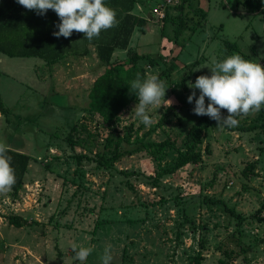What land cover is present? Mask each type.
<instances>
[{
	"label": "rangeland",
	"instance_id": "obj_1",
	"mask_svg": "<svg viewBox=\"0 0 264 264\" xmlns=\"http://www.w3.org/2000/svg\"><path fill=\"white\" fill-rule=\"evenodd\" d=\"M167 1L138 0L133 11L145 17L143 31L137 28L128 50L113 54L115 60L132 52L154 59L139 60L146 75H156L167 88L161 105L148 109L150 126L135 115L138 101L118 114L113 127L86 111L88 90L104 69L91 54L45 72L41 87L18 65L7 74L0 67L8 108L0 119V143L32 157L22 188L0 194V264H81L73 243L93 248L83 264H102L108 246L111 264H194L198 253L201 264H264V130L252 126L264 107L227 128L194 114V101L187 100L189 83L210 76L214 61L239 54L263 64L264 11H248L235 0H187L184 11L197 7L206 19L182 44V38L172 40L170 21L180 0ZM156 6L168 19L153 12ZM227 42L236 48L228 50ZM192 125L202 131L201 162L160 175L184 151ZM143 135L172 146L156 156L133 151ZM252 161L255 166L243 170ZM226 207L240 213L241 221ZM10 214L30 222L9 225Z\"/></svg>",
	"mask_w": 264,
	"mask_h": 264
},
{
	"label": "trees",
	"instance_id": "obj_2",
	"mask_svg": "<svg viewBox=\"0 0 264 264\" xmlns=\"http://www.w3.org/2000/svg\"><path fill=\"white\" fill-rule=\"evenodd\" d=\"M138 0H104L106 6L114 9L117 13L118 24L107 30L102 31L98 38H94L92 42L95 46L94 51L98 59V64L103 66V71L97 75L88 90V101L86 111L89 114H98L102 122L108 127H113V122L118 114L127 107L131 102L138 101L137 96L131 93L129 88L131 82L136 79L137 74H140L141 80L147 77L144 67L139 63V60L149 58L152 63L154 59L148 54L132 52L125 58L115 60L113 57L116 49L128 50L131 36L138 28L143 31L145 25V17L136 14L133 9ZM243 5L248 11L263 12L262 0H235ZM187 0H180L174 5V9L178 11L176 15L170 17V21L174 22L173 37L174 42L181 38L184 44L191 38L192 32L203 25L206 19V13L200 11L199 8L184 11L187 6ZM190 6V5H189ZM191 7V6H190ZM166 10V9H165ZM190 11L196 14V23L192 26L191 20H195L194 15H190ZM194 19H193V18ZM164 20L168 19L165 13ZM162 18V19H163ZM59 18L53 10H48L43 16L37 15L34 10H27L17 3V0H0V52L10 57H25L35 56L44 60L48 66L57 64L63 57L65 52L64 37L60 39L53 35L54 31H58L55 27L58 24ZM189 30L188 38L182 37L184 32ZM83 33L73 32L72 36L67 38L66 42L70 47V41L81 36ZM85 38V37H84ZM62 40L60 43L59 41ZM89 41L88 39H84ZM228 50L236 48L235 42H227ZM71 52V50H69ZM74 53V52H73ZM80 55L89 53V50L84 47L82 50L76 51ZM193 64H197L195 61ZM262 66H264V61ZM0 113L6 115L8 108L3 102L0 95ZM253 127H259L264 130V109L260 113V122ZM247 130L252 127H244ZM201 128L197 125H192L188 131L189 140L186 141L184 151H180L170 167L160 171V175L165 173H174L180 168L189 163H199L202 160L203 153L198 150V145L202 143ZM68 133L67 136L70 135ZM148 135V134H147ZM129 140V137L126 138ZM138 145L133 151L145 150L152 156L164 152L166 148L172 146V142L168 139L162 141L150 140L146 135L135 140ZM108 145L112 143V138H108ZM9 148V147H8ZM208 152V146H205ZM11 157V166L15 170L16 183L12 188V192L16 194L23 186L25 173L32 157L24 152L9 148L7 153ZM120 154L115 156L119 157ZM79 158V155H78ZM255 166V161L247 163L243 170H251ZM158 174V175H159ZM264 205V203H263ZM226 211L233 217L241 221L242 216L234 209L228 207ZM9 225L22 227L28 224L25 217L16 214L7 216ZM200 246L204 247V242L200 241ZM203 255L198 253L194 256V264H201Z\"/></svg>",
	"mask_w": 264,
	"mask_h": 264
},
{
	"label": "clouds",
	"instance_id": "obj_3",
	"mask_svg": "<svg viewBox=\"0 0 264 264\" xmlns=\"http://www.w3.org/2000/svg\"><path fill=\"white\" fill-rule=\"evenodd\" d=\"M27 10H34L37 15H45L53 10L59 18L55 25L57 38H69L73 32L83 33L89 41L98 38L102 31H107L118 24L117 13L106 6L104 0H17ZM211 75H200L195 83H189L193 89L188 96V103L194 101V114L208 116L217 121L218 127L232 128L239 124L237 117L258 113L264 107V66L233 54L222 62H213ZM166 86L156 75L141 80L137 74L130 84V92L138 98L135 115L145 126L152 124L148 109L160 106L165 100ZM199 90L197 97L196 91ZM205 98L208 103L206 105ZM171 106L172 101L166 100ZM226 110L228 115H222ZM9 148L0 143V194L8 193L16 183L15 170L11 166ZM75 252L74 260L83 264L93 252L91 247L71 245ZM78 249V250H77ZM113 257L110 246L105 247L101 256L102 264H111Z\"/></svg>",
	"mask_w": 264,
	"mask_h": 264
},
{
	"label": "crops",
	"instance_id": "obj_4",
	"mask_svg": "<svg viewBox=\"0 0 264 264\" xmlns=\"http://www.w3.org/2000/svg\"><path fill=\"white\" fill-rule=\"evenodd\" d=\"M61 38L62 37H60V39ZM84 39L85 38L83 35L77 36V38L72 39L70 41V47H69L68 43L66 42L67 38H64L65 52L63 54V57L59 60V62L57 64H54V65L48 66L47 64H45V62L42 58L35 57V56L18 57V58H22V59H18V60H22V61H14V59L10 58V56H7V55L3 54L2 52H0L1 53L0 54V67L2 69L6 70L3 73L7 74V71L10 70L11 67L18 65L22 72L23 71H24V73L27 72L26 73L27 75H23V76H26V77H28V79H31L33 81V82L31 81L33 85H37V84L40 85V83H41L40 78L43 79V77H46L45 72H48L50 75L52 72V68L54 70V69H56V67L62 66L63 65L62 63L63 62L66 63L71 57L79 56V58L81 57L83 60L84 57L87 58V56H89L91 54V57L92 56L94 57L93 60L98 61L96 54H95V51H93L95 48L94 44L90 41H85ZM59 42L61 43L62 40H60ZM84 47H86L89 50L88 54L80 55V54L76 53L77 49L82 50ZM69 50H71V52H69ZM91 50L94 52V54L91 52ZM20 62H23V64L19 65ZM41 74H42V76H41ZM17 78H18L17 80H19V83H22V79H21L22 77H17ZM40 87H41V85H40ZM20 90H21V86L19 84L18 92ZM0 95H1L3 102L5 103L6 98H5V95L3 94L2 89H0ZM2 117H3V114L0 113V119ZM29 166H30V163H29L28 167Z\"/></svg>",
	"mask_w": 264,
	"mask_h": 264
},
{
	"label": "built area",
	"instance_id": "obj_5",
	"mask_svg": "<svg viewBox=\"0 0 264 264\" xmlns=\"http://www.w3.org/2000/svg\"><path fill=\"white\" fill-rule=\"evenodd\" d=\"M167 3H171V0H168ZM153 12L159 17V18H163L165 15L164 9H161L159 6H156L153 9Z\"/></svg>",
	"mask_w": 264,
	"mask_h": 264
}]
</instances>
